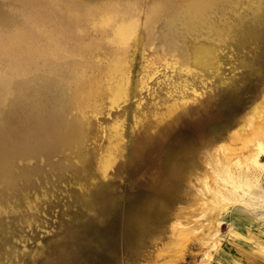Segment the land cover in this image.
Masks as SVG:
<instances>
[{"label":"rangeland","instance_id":"rangeland-1","mask_svg":"<svg viewBox=\"0 0 264 264\" xmlns=\"http://www.w3.org/2000/svg\"><path fill=\"white\" fill-rule=\"evenodd\" d=\"M80 1L89 8H75L79 0H53V8L76 27L90 11L82 25L92 35L102 3L134 19L155 8L152 0ZM163 9L148 32L139 28L148 46L134 54L127 101L112 106L103 94L99 111L84 115L92 128L83 147L74 135L81 87L70 71L63 73L74 79L70 86L45 68L18 71L23 93L0 99V175L11 179L0 180V264H264V128L239 143L232 137L264 88V0H230L211 14L212 56L196 17ZM70 36L38 44L65 56ZM81 55L73 52L68 65L78 70ZM93 61L101 72L105 61L98 54ZM173 102L176 114L159 123ZM113 124L119 153L101 172L97 158L113 144ZM223 150L227 160L218 157ZM171 225L187 235L167 249Z\"/></svg>","mask_w":264,"mask_h":264},{"label":"bare ground","instance_id":"bare-ground-1","mask_svg":"<svg viewBox=\"0 0 264 264\" xmlns=\"http://www.w3.org/2000/svg\"><path fill=\"white\" fill-rule=\"evenodd\" d=\"M229 1L230 0H152L151 4H153L152 6L155 8L147 10L144 14L142 13L138 14L136 16L137 19L132 18L130 14L128 13V11L122 12L120 8H118V6L116 7V5L114 7L108 6V4H112L114 2L102 3L100 4V8L98 9V11H96V13H98L99 15L93 16L97 24L100 25L99 27L97 26L100 30H98L96 33H93L94 35H97V38H96L94 35H92V33L87 34L88 31H86V28H85L87 25L85 23H84L85 25H82L85 19L88 20L89 19L88 17H90L89 15L91 12L88 10L85 11L84 18L82 16H78V20H76V22H79V23L82 22V23L78 27H76L73 21L67 16V14L58 12L53 8L55 4L53 0H7L6 1L7 6H9L7 7L8 8L7 12L6 13L0 12V96H1L0 99H1V102H3L4 104L5 102L4 100H7V98L12 92L13 93L15 92L23 93V91L19 90V88L22 87L21 78L24 76H20V74L18 75V71H20L21 73L24 72L23 69L28 70V71L30 70L32 73L33 71L35 72L40 71L41 68L42 69L45 68L46 69L45 72L50 70L52 74H55L57 77L59 76V78L61 79L63 78V82L64 84H66L65 86H70L71 84H73L74 79L78 80L80 82V87H81L80 91L82 92V94L80 92V96H79L80 98H78V101H76V109L78 110L76 113H78V115H77V119L76 118L75 119L78 122L76 125L77 128L74 129L75 130L74 135H76L80 143H83L85 140L84 137H86V135L91 131V128H92L91 119L90 120L87 119L84 115L86 113L95 114L97 111H99L98 102L102 98V96H105L103 94H106L109 100V103L112 106L118 105L119 103L123 101H127L129 97L130 87H132L130 70L133 64L134 54L138 52L139 50L141 51L142 49L146 48V45L148 46V39L145 36L146 33L140 31L139 28L147 26L146 29L148 32V29L150 27L148 25H150L152 22H154L158 18L161 12L164 11L163 9L164 7H166L167 9L168 8L172 9V12L178 16L183 13H187V14L189 13L190 15L187 17H191V18L196 17L197 23H198L196 26L201 28V30L204 31V34L206 37H205V40L203 41V47H205L207 53L212 56L213 53H217L215 52L216 50L215 44H217V42L215 43L214 39L212 38L213 37L212 35L216 34L217 36L218 31L215 30L214 22L212 20L213 18L211 14L216 13V11H218L219 8L223 7ZM81 3L82 2L80 0L78 3H75V4H78V6L75 8H89V5H84ZM203 7H204L203 11L201 9H200L201 11L200 10L198 11V8H203ZM80 17H82L83 19L81 18L80 20ZM140 19H142L141 23H140ZM153 24L151 25V27L153 26ZM94 26L96 25L94 24ZM227 28L229 30V27ZM70 34H71L70 38H66L65 43H64V49H65L64 51H66L65 56H56L55 54L52 55V53L48 52L46 47H41V45L38 44L40 40H45V41H48L50 39L58 40L61 38V36L70 35ZM104 38L108 39L106 40L107 42H105ZM96 39L98 41L93 43L94 41H96ZM90 43H93L92 45L96 44L95 46H99V49H98L99 51H95V49L93 48L90 49L89 47ZM73 52H79L82 54L80 59L77 61V63H80L78 64L79 65L78 70L76 68H73L72 65L70 66L68 65L70 64V62H72L71 60L72 58L70 55ZM96 54L101 56V59L105 61L104 62L105 66H103L101 72H99L100 70L97 72V66L93 61V57ZM57 59L63 62L62 63L64 66L63 69H58L56 66L57 64L55 65L54 62ZM241 65L243 66V64ZM15 69H19V70H15ZM73 69H76V70H73ZM67 71H70V74L73 76L74 79H71L72 77L71 75L66 76L65 78L63 77L64 75L63 73H66ZM42 73H39V74H42ZM54 79H56V77ZM134 81L135 80H133V82ZM137 84H139V82L135 83V85ZM28 88H29V85H24L25 90L28 91ZM38 88L41 89V87H38ZM133 89L135 88L133 87ZM30 90L32 93L33 92L32 89H29V91ZM35 90L37 89L35 88ZM41 91H44V90L41 89ZM33 93H35V91ZM40 95H42V93H40ZM42 97L44 98L45 96H42ZM39 99L40 98H38V101ZM43 101L44 100H42V102ZM35 102L37 101H33L32 103H35ZM176 103L175 102L170 103L169 105L166 106V108H164V111L162 113L158 114L157 120H159V123H161L160 121L164 120L165 118H168L167 120H169V118H171L173 114L177 112ZM39 105L38 106L36 105V107L39 108ZM33 111L35 110L31 109V112ZM76 120L74 121L76 122ZM261 126L264 128V88L259 96V99L254 104L252 110L250 111L249 114L244 115L242 119V123L239 125L238 130L232 135V137L236 140L235 142L239 143L241 139H244L245 137L244 133H248L250 130L256 127H257L256 132L258 133V129H260ZM111 133H112L111 138L112 140H114L113 144H111L108 147L107 153L100 156V158H97L98 169L101 172H104L106 169L110 168V166L112 165L114 161V158L119 153L120 133L118 132L117 125L113 124L111 126ZM254 137H256L255 134H254ZM84 145L85 143H83L82 147ZM81 153H78L77 156L80 161L84 162L86 158L85 156L86 153L85 154L83 153L85 158L79 155ZM226 154H227L226 151L218 152V157L221 156L222 160H227ZM79 163H77L76 165H78ZM80 165L81 164H79L78 166ZM75 166H73V168H75ZM0 176H1L0 177L1 182L3 181L6 184L8 181L11 182L10 176H4V175H0ZM21 183L23 184V182ZM14 184L17 185V183H14ZM2 186L4 185H1L0 187ZM13 186H11V188ZM8 188L10 189V187ZM8 188L6 187L5 189H8ZM13 188L14 190H16L15 187ZM2 189H4V187ZM190 198L192 199L196 197H190ZM197 198H200V196H198ZM191 203L192 202L190 201V205ZM207 203L208 201L206 202V204ZM194 204L196 203H192V205ZM208 205L211 206L210 209L214 207V203L212 205L208 203ZM157 216H159L158 213H157ZM144 219H146V217ZM172 226L173 225H171L170 230H169L171 240L169 242L167 249L176 248L181 243L180 242L181 236L183 238L185 237V235H187L184 233V230H179L181 227L180 228L178 227L179 228L178 229L174 227L175 225L173 227ZM176 226H177V222H176ZM184 243L182 241V244Z\"/></svg>","mask_w":264,"mask_h":264}]
</instances>
